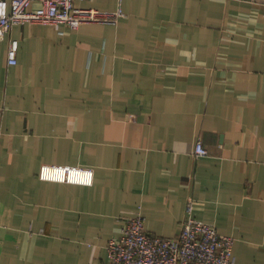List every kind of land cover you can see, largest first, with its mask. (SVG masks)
<instances>
[{
	"label": "crops",
	"instance_id": "crops-1",
	"mask_svg": "<svg viewBox=\"0 0 264 264\" xmlns=\"http://www.w3.org/2000/svg\"><path fill=\"white\" fill-rule=\"evenodd\" d=\"M74 5L124 17L0 40V264H105L127 219L173 239L189 202L235 239L233 264H264V0Z\"/></svg>",
	"mask_w": 264,
	"mask_h": 264
},
{
	"label": "built area",
	"instance_id": "built-area-1",
	"mask_svg": "<svg viewBox=\"0 0 264 264\" xmlns=\"http://www.w3.org/2000/svg\"><path fill=\"white\" fill-rule=\"evenodd\" d=\"M124 13H102L94 9H78L74 0H0V40L14 26L27 23L65 25L77 29L84 24H114ZM18 42L12 41L8 64H17ZM194 158L208 156L201 141L195 144ZM44 181L91 185L93 172L79 168L43 166ZM181 230L173 239L149 233L142 216L127 219L120 235L107 245L105 264H233L235 239L219 234L214 226L192 215V202Z\"/></svg>",
	"mask_w": 264,
	"mask_h": 264
}]
</instances>
